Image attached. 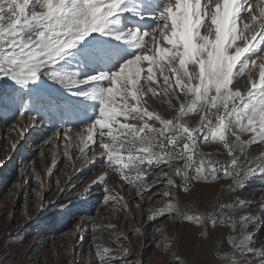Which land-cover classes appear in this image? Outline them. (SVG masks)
<instances>
[{"label":"snow or ice","instance_id":"obj_1","mask_svg":"<svg viewBox=\"0 0 264 264\" xmlns=\"http://www.w3.org/2000/svg\"><path fill=\"white\" fill-rule=\"evenodd\" d=\"M155 97L169 115L150 108ZM25 117L33 131L50 125L49 144L70 142V127L87 125L86 136L77 133L81 153L98 146V158L137 197L167 200L146 219L175 212L205 227L228 223L235 235L221 243L245 258L226 255L223 264H264V246L248 233L251 215L226 214L247 201L220 203L207 216L172 202V189L193 181L231 178L235 192L248 173L264 175V151L248 155L264 146V0H0V122L16 120L23 133ZM209 143L224 152H204ZM146 169L159 173L151 184ZM107 175L94 183L105 204H120ZM157 186L164 190L153 198ZM111 251L97 246L99 264H113Z\"/></svg>","mask_w":264,"mask_h":264},{"label":"rangeland","instance_id":"obj_2","mask_svg":"<svg viewBox=\"0 0 264 264\" xmlns=\"http://www.w3.org/2000/svg\"><path fill=\"white\" fill-rule=\"evenodd\" d=\"M148 103L152 110L169 115L163 97L149 98ZM186 119L193 126L198 121L194 115ZM16 123L10 120L5 126L0 122V264H99L97 246L101 253L105 247L112 250L105 258L113 264L122 260L130 264H223L226 255L236 261L245 258L238 251L233 255L231 246L221 243L235 235L228 223L205 227L175 212L155 222L146 219L158 215L167 200L149 202V197H137L98 158V146L81 153L77 133L86 136L87 125L70 127V142L57 136L49 144L45 141L53 130L48 123L41 131H33L25 117L23 133L13 129ZM201 147L208 153L224 152L213 143ZM261 151L264 146L253 145L249 159ZM105 172L107 185L124 197L120 204H105L103 185L94 183ZM146 172L148 184L159 175L154 169ZM175 179L180 183L179 177ZM241 183L244 186L232 192L231 178L193 181L187 191L172 189V202L185 214L207 216L220 203H232L237 197L245 200L247 204L226 214L237 221L240 215H251L248 233L254 234L255 247L264 246V175L248 173ZM163 190L157 186L151 197H159ZM123 249L131 251L126 255Z\"/></svg>","mask_w":264,"mask_h":264}]
</instances>
